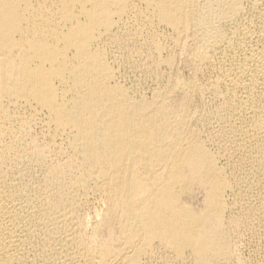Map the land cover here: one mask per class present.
<instances>
[{"label":"bare ground","instance_id":"obj_1","mask_svg":"<svg viewBox=\"0 0 264 264\" xmlns=\"http://www.w3.org/2000/svg\"><path fill=\"white\" fill-rule=\"evenodd\" d=\"M0 264H264V0H0Z\"/></svg>","mask_w":264,"mask_h":264}]
</instances>
